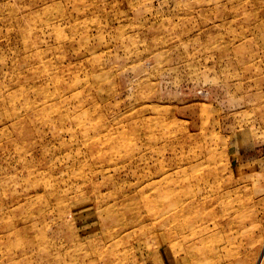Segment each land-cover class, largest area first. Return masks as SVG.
Masks as SVG:
<instances>
[{"label":"rangeland","instance_id":"374dc122","mask_svg":"<svg viewBox=\"0 0 264 264\" xmlns=\"http://www.w3.org/2000/svg\"><path fill=\"white\" fill-rule=\"evenodd\" d=\"M0 264H264V0H0Z\"/></svg>","mask_w":264,"mask_h":264}]
</instances>
